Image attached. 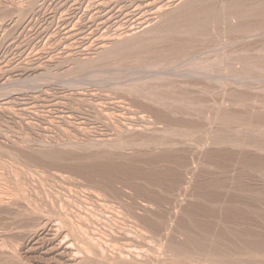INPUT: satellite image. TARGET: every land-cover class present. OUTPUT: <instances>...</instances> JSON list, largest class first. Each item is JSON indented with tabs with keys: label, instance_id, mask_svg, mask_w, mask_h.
Listing matches in <instances>:
<instances>
[{
	"label": "rangeland",
	"instance_id": "rangeland-1",
	"mask_svg": "<svg viewBox=\"0 0 264 264\" xmlns=\"http://www.w3.org/2000/svg\"><path fill=\"white\" fill-rule=\"evenodd\" d=\"M175 3L142 25L146 15L141 19L133 0H0V264H264L263 23L228 8L220 23L196 29L202 38L192 33L200 43L185 27L159 33H167L162 40L150 29ZM223 3L229 0L212 5L219 12ZM248 21V30L234 28Z\"/></svg>",
	"mask_w": 264,
	"mask_h": 264
},
{
	"label": "bare ground",
	"instance_id": "bare-ground-1",
	"mask_svg": "<svg viewBox=\"0 0 264 264\" xmlns=\"http://www.w3.org/2000/svg\"><path fill=\"white\" fill-rule=\"evenodd\" d=\"M184 1V0H183ZM186 1V0H185ZM253 1L254 0H232V2L229 0V3L226 5H224V3H223V5H224V7L222 8V7H220V8H222L221 9V11L220 10H218L219 12H217L216 10H215V8H214V4L212 5V3H213V0H190V1H187V2H185V3H181L182 2V0H136L135 2H134V0H133V4L135 3V7L139 10L138 12H140V14H142V15H140V17H141V19L145 16L146 18V20H144V19H142V25L145 23V24H147V23H149V21L151 20V16H159V15H161V14H163V12H164V10L165 9H167L168 8V6L170 5V4H172V3H174V2H180L179 4H178V7H175V5L177 6V3H175V4H173L174 5V7L176 8V10L172 13V14H170V16H169V18H167V19H164V21L162 22V23H160L159 25H153V27L151 28L150 26L149 27H147V28H151L150 30H151V32H152V34L153 33H155L154 34V36L157 34H162V33H165V32H169V31H175V30H177V29H179V28H182V27H185V30H187L188 31V33L189 32H191V34L192 33H195L197 30V28H206L205 26L208 24V26H210V23L211 22H214L215 20H216V24L217 23H220V22H217L220 18H221V20H223V18H226L227 17V13L224 11V10H226V9H228V8H231L232 10H234V13H236L237 14V16H240V17H243L245 14H253L254 16L255 15H259V17H260V20H259V22H258V24H262L263 23V26H264V0H260L259 2L261 3V6H260V3H257L256 2V4H255V1H254V3H253ZM231 2V3H230ZM252 2V3H251ZM124 3V2H123ZM131 4H132V1H131ZM181 4V5H180ZM127 5V4H126ZM128 6V5H127ZM216 6H217V4H216ZM222 6V5H221ZM260 6V7H259ZM133 7V6H132ZM134 8V7H133ZM219 8V9H220ZM135 9V8H134ZM216 9H218L217 7H216ZM224 9V10H223ZM230 9V10H231ZM231 10V11H232ZM173 11V10H172ZM229 11V10H228ZM227 11V12H228ZM230 11V12H231ZM169 13V11L166 13L165 12V14H168ZM235 14V15H236ZM244 14V15H243ZM134 15V14H133ZM164 15V14H163ZM163 15H161V16H163ZM234 15V16H235ZM243 15V16H242ZM232 16H233V14H232ZM231 16V17H232ZM236 16V17H237ZM168 17V16H167ZM223 17V18H222ZM240 17L238 18V19H240ZM250 17V16H249ZM258 17V18H259ZM229 18V17H228ZM246 18V17H245ZM126 19V18H125ZM214 19V20H213ZM218 19V20H217ZM236 19V18H235ZM210 20H213V21H210ZM229 20V19H228ZM227 20V21H228ZM248 20V19H247ZM246 20V21H247ZM154 21L155 20H153V24H154ZM243 21H245V20H243ZM252 21H254V20H252ZM208 22H210V23H208ZM224 22H225V20H224ZM228 22H230V21H228ZM150 23H152V22H150ZM215 23V22H214ZM222 23H223V21H222ZM244 23V22H243ZM250 23L253 25L252 27H254L255 25H254V23H252L251 22V20H250ZM246 24V25H245ZM244 24V26L242 27V24H241V26H240V24L238 25V26H240V27H234V28H238L239 29V31H240V29L241 30H244V31H246V30H248L249 29V27L251 26V24H249V21L247 22V23H245ZM255 24H257L256 22H255ZM127 25V24H126ZM148 25V24H147ZM215 25V24H214ZM213 26V25H212ZM235 26V25H234ZM258 26V25H257ZM143 27H145V25L143 26ZM223 27V26H222ZM229 27H230V25H229ZM228 27V28H229ZM256 27V26H255ZM120 28V27H119ZM146 28V27H145ZM187 28V29H186ZM201 28L199 29V30H201ZM224 28H226V27H224ZM227 28V29H228ZM251 28V27H250ZM263 28V27H262ZM122 29V28H121ZM183 29V28H182ZM181 29V30H182ZM212 29V28H211ZM227 29H225V30H227ZM232 29V28H231ZM145 30V29H144ZM181 30H179V32L181 31ZM184 30V31H185ZM198 30V31H199ZM209 30V29H208ZM208 30L206 31V30H204L203 29V31H202V34L203 35H205L207 32H208ZM220 30L222 31V28H220ZM257 30V29H256ZM131 31H132V29H131ZM178 31V30H177ZM197 31V32H198ZM204 31H206V32H204ZM210 31V30H209ZM227 31H229L230 32V30H227ZM231 31H233L232 33H234V32H237L236 31V29H235V31H234V29L233 30H231ZM238 31V32H239ZM244 31L242 32V33H244ZM251 31V30H250ZM254 31H255V29H254ZM147 32V30L146 31H144L143 33H145V35L147 34L146 33ZM149 32V34H150V31H148ZM172 32V33H173ZM181 32H183V30L181 31ZM196 32V33H197ZM201 32V31H200ZM211 32V31H210ZM217 32H219V31H217ZM226 32V31H225ZM229 32H226V33H229ZM241 32V31H240ZM252 32V31H251ZM125 33V32H124ZM142 33V34H143ZM167 33L165 34V35H167ZM172 33L170 34V35H172ZM175 33V32H174ZM177 33V32H176ZM186 33V32H185ZM258 33V32H257ZM263 33V32H262ZM130 34H131V32H130ZM159 34V36L161 37V35ZM178 34V33H177ZM198 34H200V33H197V36L196 37H198L199 35ZM201 34V35H202ZM208 34V33H207ZM247 34V33H246ZM119 35V34H118ZM127 35V34H126ZM133 35V34H132ZM144 35V34H143ZM165 35H162L163 37H161V39L162 40H164V38L165 37H167V36H165ZM169 35V36H170ZM179 35V34H178ZM196 35V34H195ZM213 35V34H212ZM216 35H217V33H216ZM151 36H153V35H151L150 34V38L152 39L153 37H151ZM165 36V37H164ZM183 36V35H182ZM229 36V35H228ZM118 37V36H117ZM142 37V38H141ZM147 37H149L148 36V34H147ZM174 37V36H173ZM176 37V36H175ZM199 37H201V36H199ZM203 37V36H202ZM201 37V38H202ZM204 37H206V36H204ZM216 37V36H215ZM218 37V36H217ZM107 38V37H106ZM129 38H131V37H129ZM135 38V37H134ZM138 38V37H137ZM141 38V40H144V39H147V41H148V39H150V38H146V37H144V39H143V36H139V38H138V40ZM156 38H158V36H156ZM171 38V37H170ZM177 38V37H176ZM178 38H181V36L180 37H178ZM192 38H193V34H192ZM208 38V37H207ZM222 38V37H221ZM136 39V38H135ZM150 39V40H151ZM154 39H155V37H154ZM159 39V38H158ZM157 39V40H158ZM165 39H167V38H165ZM184 39V38H183ZM182 39V40H183ZM190 39V38H189ZM194 39V38H193ZM195 39H197V38H195ZM195 39L193 40V41H195ZM199 39V38H198ZM209 39V38H208ZM218 39V38H217ZM242 39V38H241ZM124 40V39H123ZM126 40H127V38H126ZM130 40H132V38L130 39ZM137 40V39H136ZM136 40H135V43H136ZM137 40V41H138ZM161 40V41H162ZM168 40H170V39H168ZM167 40V41H168ZM172 40V39H171ZM188 40V39H187ZM202 40V39H201ZM204 40V39H203ZM243 40V39H242ZM118 40H116L115 42H117ZM120 41V40H119ZM122 41V40H121ZM129 40H127V42H128ZM152 41V40H151ZM151 41H149L148 42V44L151 42ZM174 41H176V40H174ZM190 41V40H189ZM191 41H192V39H191ZM205 41H206V39H205ZM235 41V40H234ZM238 41H239V39H238ZM105 42V41H104ZM134 42V41H133ZM140 42V41H139ZM144 43H145V41H143ZM157 43V41H154L153 40V43ZM164 42V41H163ZM172 42V41H171ZM177 42V41H176ZM178 42H180V41H178ZM177 42V44H179ZM183 43H186V42H184V41H182ZM197 42H199V41H197ZM196 41H195V43H197ZM209 42V41H208ZM226 42V41H225ZM232 42H233V40H232ZM98 43V42H97ZM118 43V42H117ZM123 43H125L124 41H123ZM123 43H120L121 44V46H122V44ZM132 42H130V44H131ZM162 43V42H161ZM166 43V42H165ZM174 43V42H173ZM173 43H169V41H168V44L170 45H172ZM183 43H181V46H182V48H183V46L185 45H182ZM191 43V42H190ZM190 43H188V44H190ZM194 43V42H193ZM200 43V42H199ZM204 43V42H203ZM220 43V42H219ZM231 43V42H230ZM108 44V43H107ZM111 44H113L114 45V43H111ZM119 44V43H118ZM125 44H128V45H130L129 44V42L128 43H125ZM141 44V43H140ZM140 44H134V43H132V45L131 46H138V45H140ZM145 44H147V43H145ZM145 44H143L144 46H142V47H145ZM236 44V43H235ZM99 45H100V43H99ZM98 45V46H99ZM112 45V46H113ZM124 45V44H123ZM151 44H149V46H147V47H151L150 46ZM170 45V46H171ZM174 45H176V44H174ZM193 45V44H192ZM195 45V44H194ZM260 45V44H259ZM103 46H106V45H103V43H101V45L99 46V47H102L103 48ZM111 46V47H112ZM120 46V45H119ZM118 46V47H119ZM127 46V45H126ZM126 46H122L123 48H125ZM153 46H155V44L153 45ZM177 46V45H176ZM197 46V45H196ZM195 46V47H196ZM108 47V50H109V46H106L105 48H107ZM117 47V48H118ZM122 47H120L119 49L121 50V48ZM142 47L140 46V48L142 49ZM146 47V48H147ZM164 47H165V45H164ZM172 47V46H171ZM179 47H180V45H179ZM185 47H188V46H184V48ZM193 47V46H192ZM191 47V48H192ZM198 47V46H197ZM196 47V48H197ZM221 47V46H220ZM101 48V49H102ZM115 48V47H114ZM130 48V47H129ZM132 48V47H131ZM130 48V49H131ZM136 48L138 49V51L140 50V51H142L141 49H139L138 47H134V49H131V50H136ZM145 48V49H146ZM170 48V47H169ZM173 48V47H172ZM176 48V47H175ZM191 48H190V51H191ZM217 48V47H216ZM215 48V49H216ZM100 49V50H101ZM104 49V48H103ZM111 49V48H110ZM127 49V48H126ZM152 49V48H151ZM151 49H146V50H150L151 51ZM174 49V48H173ZM178 49V48H177ZM189 49V48H188ZM194 49V48H193ZM107 50V52L106 51H104L103 53H105V54H111V53H109V51ZM115 50H117L118 51V49H115ZM114 50V52H116ZM124 51H125V53H126V50L125 49H123ZM122 50V51H123ZM128 50V49H127ZM131 50H129V51H131ZM145 50V51H146ZM170 51L172 50L171 48L169 49ZM168 50V48H167V51H169ZM180 50V49H179ZM183 50V49H182ZM223 50V49H222ZM225 50V49H224ZM99 51V50H98ZM102 51V50H101ZM138 51H135V52H138ZM143 51H144V49H143ZM152 51H156V50H152ZM151 51V52H152ZM159 51V50H158ZM161 51H162V49H161ZM160 51V52H161ZM165 51V50H164ZM169 51V52H170ZM186 51H188V50H186ZM194 51V50H193ZM198 51V50H197ZM110 52H112V54H114L113 53V51H110ZM119 52V51H118ZM121 52V51H120ZM132 52V51H131ZM134 52V53H135ZM147 52V54L149 55L150 53H148V51H146ZM159 52V53H160ZM174 52V51H173ZM177 52V51H176ZM195 52H196V50H195ZM258 52V51H257ZM103 53L101 52V54L103 55ZM133 53V52H132ZM145 53V52H144ZM154 53V52H153ZM156 53V52H155ZM154 53V54H155ZM158 53V54H159ZM167 54H168V52H166ZM175 53V52H174ZM178 53V52H177ZM180 53H182V52H180ZM186 53V52H185ZM234 53V52H233ZM237 53V52H236ZM246 53V52H245ZM244 53V54H245ZM99 54V53H98ZM101 54H100V57H101ZM105 54H104V56H105ZM111 54V55H112ZM115 54H118V53H115ZM127 54H130V53H127ZM143 54V53H142ZM153 54V55H154ZM162 54H164V53H162ZM183 54V53H182ZM190 54L191 53H189V56H190ZM225 54V53H224ZM131 55V54H130ZM136 55V54H135ZM134 55V56H135ZM141 55V54H140ZM145 55V54H144ZM152 55V56H153ZM170 55H172L171 53H170ZM174 55V54H173ZM176 55V54H175ZM174 55V56H175ZM178 55H181V54H178ZM184 55V54H183ZM208 55V54H207ZM214 55V54H213ZM218 55V54H217ZM247 55V54H246ZM262 55V54H261ZM103 56V57H104ZM123 56V55H122ZM134 56H132V57H134ZM142 56V55H141ZM157 56L158 55H155V57L157 58ZM174 56H171V57H174ZM194 56H196V55H194ZM221 56V55H220ZM229 56V55H228ZM235 56V55H234ZM100 57H99V59H100ZM106 57V56H105ZM108 57V56H107ZM140 57V56H139ZM159 57V56H158ZM164 57H166L165 55H164ZM169 57V56H168ZM182 57V56H181ZM249 57V56H248ZM51 58V57H50ZM49 58V59H50ZM135 58V57H134ZM147 58V57H146ZM170 58V57H169ZM176 58H178V56L176 57ZM241 58H243V57H241ZM258 58V57H257ZM105 59V58H104ZM133 59V58H132ZM136 59V58H135ZM145 59V58H144ZM143 59V60H144ZM155 58H153V60H154ZM166 59H168V58H166ZM171 59V58H170ZM184 60H185V57L183 58ZM192 60V62H193V58H191ZM197 59V58H196ZM204 59V58H203ZM219 59V58H218ZM238 59V58H237ZM137 60V59H136ZM146 60V59H145ZM157 60V59H156ZM165 60V59H164ZM180 60V59H179ZM187 60V59H186ZM230 60V59H229ZM261 60V59H260ZM139 62H140V58H139V60H138ZM148 61H150V59L148 60ZM190 61V62H191ZM195 61V60H194ZM202 61V60H201ZM236 61V60H235ZM234 61V62H235ZM247 61H248V59H247ZM250 61V60H249ZM253 61V60H252ZM251 61V62H252ZM175 62V61H174ZM179 62V61H178ZM183 62V61H182ZM200 62V60L197 62V63H199ZM218 62V61H217ZM237 62H238V60H237ZM236 62V63H237ZM250 62V63H251ZM119 63V62H118ZM129 63H131L132 64V62H129ZM141 63H142V61H141ZM144 63H145V61H144ZM176 63V62H175ZM184 63V62H183ZM182 63V64H183ZM188 63V62H187ZM201 63V62H200ZM203 63V62H202ZM206 63V62H205ZM211 63V62H210ZM123 64V63H122ZM165 64V63H164ZM244 64V63H243ZM94 65V64H93ZM115 65V64H114ZM118 65V64H117ZM139 65V64H138ZM162 65V64H161ZM170 65V64H169ZM190 65H192V64H190ZM207 65H208V63H207ZM214 65V64H213ZM229 66H233V64L232 65H230V64H228ZM234 65H235V63H234ZM254 66H255V64H253ZM127 66V65H126ZM171 66V65H170ZM193 66V65H192ZM195 66H197V64L195 63ZM203 66H204V63H203ZM221 66V65H220ZM237 66V65H236ZM241 66H243V65H241ZM88 67V66H87ZM167 67V66H166ZM177 67V66H176ZM211 67V66H210ZM218 67H219V65H218ZM244 67L246 68L247 67V65L245 66L244 65ZM249 67V66H248ZM257 67V66H256ZM112 68V67H111ZM124 68V67H123ZM143 68V67H142ZM154 68V67H153ZM160 68V67H159ZM179 68V67H178ZM187 68H190V66L188 67L187 66ZM192 68V67H191ZM202 68V67H201ZM207 68H208V66H207ZM231 68V67H230ZM243 68V67H242ZM89 69V68H88ZM134 69V68H133ZM147 69V68H146ZM176 69V68H175ZM212 69H213V67H212ZM221 71H224V70H222V66H221ZM227 69V68H226ZM228 69H229V67H228ZM248 69V68H247ZM250 69V68H249ZM264 69V68H263ZM90 70V69H89ZM112 70V69H111ZM198 70V69H197ZM217 70H218V68H217ZM229 70H231V69H229ZM233 70V69H232ZM231 70V71H232ZM243 70V69H242ZM244 70H246V69H244ZM259 70H261V68L259 69ZM70 71H72V70H70ZM180 71V70H179ZM178 71V72H179ZM212 71V70H211ZM228 71V70H227ZM236 70H234V72H235ZM240 71V70H239ZM249 71V70H248ZM247 71V72H248ZM100 72V71H99ZM103 72V71H102ZM177 72V71H176ZM186 72V71H185ZM192 72V71H191ZM203 72H204V70H203ZM226 72V71H225ZM224 72V73H225ZM230 72V71H229ZM228 72V73H229ZM237 72H238V70H237ZM47 73V72H46ZM108 73V72H107ZM125 73V72H124ZM147 73V72H146ZM197 73V72H196ZM207 73H209V72H207ZM221 73V72H220ZM232 73V72H231ZM236 73V72H235ZM137 74H140L139 73V71H138V73ZM188 74V73H187ZM191 74V73H190ZM189 74V75H190ZM192 74H195V72H193ZM199 74V73H198ZM201 74V73H200ZM238 74H239V72H238ZM241 74H243V73H241ZM50 75V74H49ZM99 76H100V74H98ZM101 75H103V74H101ZM107 75V74H106ZM109 75V74H108ZM159 75V74H158ZM231 75V74H230ZM236 75H237V73H236ZM245 76H247V74H244ZM41 76V75H40ZM99 76H96V77H99ZM111 76V75H110ZM123 76H125V74L123 75ZM153 76V75H152ZM214 76V75H213ZM233 76V75H232ZM37 77V76H36ZM104 77L105 76H103V79H104ZM112 77V76H111ZM126 77V76H125ZM150 77V76H149ZM188 77V76H187ZM212 77V76H211ZM223 77V76H222ZM235 77V76H234ZM239 77H240V74L238 75V79H239ZM242 77H244V76H242ZM253 77V76H252ZM33 78V77H32ZM78 78V77H77ZM119 78V77H118ZM158 78V77H157ZM215 78V77H214ZM257 78V77H256ZM53 79V78H52ZM94 79V78H93ZM100 79V78H99ZM129 79V78H128ZM212 79V78H211ZM224 79V78H223ZM228 79V78H227ZM237 79V78H236ZM237 79V80H238ZM23 80V79H22ZM26 80V79H25ZM32 80V79H31ZM41 80V79H40ZM47 80V79H46ZM81 80V79H80ZM101 80V79H100ZM108 80H110V78L108 79ZM138 80V79H137ZM167 80V79H166ZM18 81V80H17ZM92 81V80H91ZM104 81V80H103ZM112 81V80H111ZM114 81V80H113ZM153 81V80H152ZM213 81V80H212ZM221 81V80H220ZM240 81V80H239ZM245 81V80H244ZM250 81V80H249ZM50 82V81H49ZM83 82V81H82ZM125 82V81H124ZM142 82V81H141ZM155 82V81H154ZM215 82V81H214ZM246 82V81H245ZM52 83V82H51ZM63 83V82H62ZM70 83V82H69ZM107 83H108V81H107ZM109 83H113V82H109ZM120 83V82H119ZM123 83V82H122ZM121 83V84H122ZM145 83V82H144ZM163 83V82H162ZM223 83V82H222ZM233 83V82H232ZM23 84V83H22ZM85 84V83H84ZM95 84V83H94ZM117 84V83H116ZM115 84V85H116ZM120 84V86H122V85H124V84H122L121 85ZM62 85V84H61ZM82 85V84H81ZM130 85V84H129ZM140 85V84H139ZM166 85V84H165ZM237 85H239V84H237ZM23 86V85H22ZM74 86V85H73ZM76 86V85H75ZM86 86V85H85ZM88 86V85H87ZM195 86H196V84H195ZM24 87V86H23ZM41 87V86H40ZM111 87V86H110ZM119 87V86H118ZM124 87V86H123ZM130 87H131V85H130ZM167 87V86H166ZM32 88V87H31ZM91 88V87H90ZM117 88V87H116ZM144 88V87H143ZM147 88V87H146ZM156 88V87H155ZM44 89V88H43ZM59 89V88H58ZM113 89H114V87H113ZM124 89V88H123ZM230 89V88H229ZM232 89V88H231ZM261 89V88H260ZM5 90V89H4ZM108 90H110V89H108ZM235 90V89H234ZM107 91V90H106ZM204 91V90H203ZM84 92V91H83ZM94 92V91H93ZM65 93V92H64ZM99 93V92H98ZM111 93V92H110ZM211 93V92H210ZM209 93V94H210ZM231 93H232V91H231ZM126 94V93H125ZM176 94V93H175ZM138 95V94H137ZM234 95V94H233ZM230 96L232 97V95L230 94ZM236 97H237V95H235ZM235 96H233V98H235ZM239 96V95H238ZM254 96V95H253ZM183 97V96H182ZM240 97L242 98V96L240 95ZM239 97V98H240ZM98 98V97H97ZM152 98V97H151ZM150 98V99H151ZM159 98H161V96H159ZM238 98V97H237ZM238 98V99H239ZM144 99V98H143ZM172 99V98H171ZM236 99V98H235ZM234 99V100H235ZM244 99V98H243ZM49 100V99H48ZM151 100H155L154 98L153 99H151ZM150 100V101H151ZM158 100V99H157ZM163 100V99H162ZM174 100H175V98H174ZM241 100V99H240ZM63 101H65V100H63ZM152 101V102H153ZM193 101V100H192ZM237 101H239V100H237ZM252 101V100H251ZM262 101V100H261ZM56 102V101H55ZM89 102V101H88ZM157 102V101H156ZM166 102V101H165ZM177 102V101H176ZM198 102V101H197ZM207 102V101H206ZM241 102L242 101H240L239 103L241 104ZM243 102H245V101H243ZM87 103V102H86ZM159 103V102H158ZM158 103H157V105H158ZM161 103V102H160ZM164 103V102H163ZM171 103V102H170ZM169 103V104H170ZM181 103V102H180ZM238 103V104H239ZM253 103V102H252ZM128 104V103H127ZM194 104V103H193ZM209 104V103H208ZM215 104V103H214ZM217 104V103H216ZM245 104V103H244ZM261 104H263V103H261ZM100 105V104H99ZM126 105V104H125ZM162 105V104H161ZM166 105V104H165ZM176 105V104H175ZM212 105V104H211ZM93 106V105H92ZM101 106V105H100ZM167 106V105H166ZM190 106V105H189ZM192 106V105H191ZM126 107V106H125ZM245 107V106H244ZM248 107V106H247ZM49 109V108H48ZM214 110V109H213ZM216 110V109H215ZM218 110V109H217ZM216 110V111H217ZM221 110V109H220ZM78 111V110H77ZM94 111V110H93ZM109 111V110H108ZM108 111H106V112H108ZM163 111V110H162ZM219 111V110H218ZM103 112V111H102ZM105 112V111H104ZM113 111H111V113H112ZM119 112V111H118ZM219 112H221V111H219ZM245 112V111H244ZM243 112V113H244ZM111 113H108L109 115L111 114ZM199 113V112H198ZM213 113H215V112H213ZM218 113V112H217ZM230 113V112H229ZM232 113V112H231ZM237 113V112H236ZM240 113V112H239ZM242 113V114H243ZM83 114V113H82ZM103 114H105V113H103ZM221 115V113H218V115ZM254 114V113H253ZM183 115V114H182ZM209 115H211V114H208V116ZM231 115V114H230ZM247 116H248V114H246ZM255 115V114H254ZM261 115V114H260ZM262 115H264V114H262ZM70 116V115H69ZM105 116V115H104ZM144 116V115H143ZM196 116V115H195ZM213 116V115H212ZM227 117H228V115H226ZM236 116V115H235ZM239 116H241V115H239ZM239 116L238 117H235V122H236V124L238 123L237 121H236V118H238L239 119ZM107 117V116H106ZM129 117V116H128ZM127 117V118H128ZM130 117H132V116H130ZM152 117V116H151ZM218 117V116H217ZM225 117V116H224ZM230 117V116H229ZM233 117V116H232ZM243 117H244V115H243ZM254 117V116H253ZM92 118V117H91ZM220 118V117H219ZM226 118V117H225ZM234 118V117H233ZM246 118V117H245ZM250 118V117H249ZM249 118L247 117V119L249 120ZM261 118V117H260ZM56 119V118H55ZM54 119V120H55ZM103 119V118H102ZM121 119V118H120ZM130 119V118H129ZM210 119H213V118H211V116H210ZM221 119H222V117H221ZM229 119H231V118H229ZM241 119H242V116H241ZM246 119V120H247ZM251 119V118H250ZM258 119V118H257ZM262 119V118H261ZM52 120V119H51ZM61 120V119H60ZM107 120V119H106ZM112 120V119H111ZM214 120H216V118L214 119ZM227 120H228V118H227ZM226 120V121H227ZM232 120V119H231ZM245 120V119H244ZM121 121V120H120ZM125 121V120H124ZM137 121V120H136ZM207 121V120H206ZM219 121V120H218ZM221 121V120H220ZM224 121V120H223ZM221 121L222 123H224V122H226V121ZM71 122V121H70ZM85 122V121H84ZM127 122V121H126ZM148 122V121H147ZM227 122H229V121H227ZM244 122V121H243ZM250 122H252V121H250ZM256 122V121H255ZM257 122H258V120H257ZM124 123V122H123ZM138 123V122H137ZM242 123V122H241ZM245 123H247V122H245ZM92 124V123H91ZM113 124V123H112ZM114 124H115V122H114ZM118 124V123H117ZM225 124V123H224ZM243 124V123H242ZM253 124H254V121H253ZM252 124V125H253ZM119 125V124H118ZM122 125V124H121ZM124 125V124H123ZM139 125V124H138ZM238 125V124H237ZM240 125V124H239ZM248 126H249V124H247ZM94 126V125H93ZM120 126V125H119ZM142 126V125H141ZM213 126V125H212ZM223 126H225V125H223ZM222 126V127H223ZM228 126V125H227ZM233 127H234V125H232ZM246 126V125H245ZM255 126H256V124H255ZM258 126V125H257ZM83 127V126H82ZM105 127V126H104ZM121 127V126H120ZM145 127V126H144ZM198 127V126H197ZM221 127V126H220ZM102 128V127H101ZM116 128V127H115ZM124 128V127H123ZM122 128V129H123ZM128 128V127H127ZM137 128V127H136ZM135 128V129H136ZM184 128V127H183ZM227 128V127H226ZM226 128H224V129H226ZM238 128H239V126H238ZM113 129V128H112ZM118 129H120V128H118ZM140 129V128H139ZM172 129V128H171ZM170 129V130H171ZM217 129V128H216ZM229 129V128H228ZM234 129V128H233ZM261 129V128H260ZM141 130V129H140ZM142 130H143V128H142ZM215 130V129H214ZM219 130V129H218ZM217 130V131H218ZM220 130H222V129H220ZM230 130V129H229ZM228 130V131H229ZM231 130H232V127H231ZM243 130V129H242ZM245 130V129H244ZM246 130H248V129H246ZM253 130V129H252ZM251 129H250V131H252ZM116 131V130H115ZM122 131V130H121ZM127 131V130H126ZM166 130H164V132H165ZM173 131V130H172ZM183 131V130H182ZM213 131V130H212ZM233 131H235V129L233 130ZM236 131H238L239 133H240V131L239 130H236ZM249 131V130H248ZM254 131H256L255 129H254ZM128 132V131H127ZM151 132V131H150ZM179 132V131H178ZM210 132V131H209ZM214 132V131H213ZM224 133H225V131H223ZM227 132V131H226ZM257 132V131H256ZM116 133V132H115ZM122 133V132H121ZM173 133V132H172ZM187 134H188V132H186ZM186 133H184L185 135H186ZM192 133V132H191ZM194 133V132H193ZM199 133V132H198ZM229 133V132H228ZM233 133V132H232ZM232 133H230V134H232ZM243 133V132H242ZM114 134V133H113ZM117 134H118V132H117ZM123 134V133H122ZM124 134H125V132H124ZM123 134V135H124ZM128 134V133H127ZM126 134V135H127ZM136 134V133H135ZM164 134H166V133H164ZM175 134V133H174ZM173 134V135H174ZM177 134V133H176ZM180 134V133H179ZM194 134H197V133H194ZM203 134H206V133H203ZM202 133H201V135H203ZM212 134V133H211ZM210 134V136L208 135V137H211L212 135H214V133L211 135ZM219 134V133H218ZM244 134H246V133H244ZM120 135V134H119ZM131 135V134H130ZM161 135V134H160ZM190 135H192V134H190ZM222 135H224V134H222ZM233 135V134H232ZM236 135V134H235ZM105 136V135H104ZM129 136V135H128ZM141 136V135H140ZM140 136H139V138H140ZM159 136V135H158ZM179 136H181V135H179ZM192 136H194L195 137V135H192ZM204 136V135H203ZM202 136V137H203ZM216 136V135H215ZM218 136H221V135H218ZM224 136H227L228 137V135L226 134V135H224ZM230 136V138L231 137H233V136H231V135H229ZM248 136V135H247ZM261 136V135H260ZM134 137H136L135 135H134ZM152 137V136H151ZM162 137V136H161ZM166 137H167V135H166ZM190 137V136H189ZM197 137V136H196ZM227 137H222V138H227ZM246 137V136H245ZM249 137H252V136H249ZM118 138V137H117ZM116 138V139H117ZM119 138H121L120 136H119ZM128 138V137H127ZM136 138H138V136L136 137ZM145 138V137H144ZM154 138V137H153ZM158 138V137H157ZM160 138V137H159ZM165 138V137H164ZM164 138L162 139L163 140V142H164ZM192 139H193V137H191ZM199 139H200V137H198ZM237 138V137H236ZM122 139V138H121ZM126 139V138H125ZM147 139H148V137H147ZM186 139V138H185ZM195 139H197V138H195ZM206 139V138H205ZM221 139V138H220ZM228 139V138H227ZM227 139H225V140H227ZM249 139V138H248ZM42 140V139H41ZM108 140V139H107ZM117 140H119V139H117ZM141 140V139H140ZM154 140V139H153ZM155 140H157V139H155ZM212 142H214L213 140H212V137H211V139H210ZM215 140V139H214ZM233 140V139H232ZM241 140H243L242 139V137H241ZM251 140H252V138H251ZM261 140V139H260ZM115 141V140H114ZM113 141V142H114ZM124 141V140H123ZM127 141V140H126ZM142 141H143V139H142ZM147 141V140H146ZM159 140H157V142H158ZM186 141H188V139L186 140ZM199 141V140H198ZM204 141V140H203ZM237 141V140H236ZM247 141V140H246ZM253 141V140H252ZM62 142V141H61ZM65 142V141H64ZM110 142H112V141H110ZM112 142V143H113ZM118 142V141H117ZM120 142V141H119ZM139 142V141H138ZM141 142V141H140ZM145 142V141H144ZM149 142V141H148ZM209 142V141H208ZM207 142V143H208ZM221 142V144H222V142L223 141H220L219 140V143ZM227 142H228V140H227ZM226 142V143H227ZM229 142H232V141H229ZM233 142H235V141H233ZM239 142V141H238ZM244 143H245V141H243ZM248 142V141H247ZM254 143L256 142L257 143V141H253ZM126 143V142H125ZM129 143H131V142H129ZM129 143H126V144H129ZM133 143V142H132ZM132 143H131V145H132ZM147 143V142H146ZM161 143V142H160ZM176 143V142H175ZM191 143V142H190ZM193 143V142H192ZM194 143H196L195 141H194ZM199 143V142H198ZM201 143H202V141H201ZM204 143V142H203ZM253 143V144H254ZM74 144V143H73ZM118 144V143H117ZM120 144V143H119ZM136 144V143H135ZM139 144V143H138ZM143 144V143H142ZM149 144V143H148ZM155 144V143H154ZM162 144V143H161ZM160 144V145H161ZM164 144V143H163ZM178 144V143H177ZM197 144V143H196ZM209 144V143H208ZM217 144V143H216ZM225 144V143H224ZM223 144V145H224ZM236 144V143H235ZM241 144H242V141H241ZM248 144V143H247ZM247 144H245V145H247ZM251 144V143H250ZM259 144V143H258ZM33 145V144H32ZM80 145V144H79ZM123 145H124V143H123ZM141 145V144H140ZM145 145V144H144ZM147 145V144H146ZM145 145V146H146ZM218 145V144H217ZM229 145H231V144H229ZM233 145V144H232ZM252 145V144H251ZM256 145V144H255ZM44 146V145H43ZM42 146V147H43ZM73 146V145H72ZM83 146V145H82ZM111 146H113V145H111ZM142 146V145H141ZM159 146V145H158ZM205 146V145H204ZM208 146V145H207ZM212 146V145H211ZM239 146H240V144H239ZM242 146H243V144H242ZM253 146V145H252ZM251 146V147H252ZM262 146V145H261ZM120 147H122L121 145H120ZM125 146H123V148H124ZM127 147H128V145H127ZM200 147V146H199ZM241 147V146H240ZM246 147V146H245ZM258 147V146H257ZM44 148V147H43ZM43 148L41 149V150H43ZM66 148V147H65ZM112 148H116V146L115 147H112ZM129 148V147H128ZM131 148H132V146H131ZM137 148V147H136ZM135 148V149H136ZM154 148V147H153ZM156 148V147H155ZM248 148V147H247ZM46 148H44V150H45ZM130 149V148H129ZM141 149V148H140ZM146 149H147V147H146ZM244 149V148H243ZM249 149V148H248ZM264 149V148H263ZM32 150V149H31ZM40 150V149H39ZM39 150H38V153H39ZM152 150V149H151ZM193 150V149H192ZM210 150V149H209ZM208 150V151H209ZM256 150H257V148H256ZM262 150V149H261ZM78 151V150H77ZM156 151V150H155ZM170 151V150H169ZM197 151V150H196ZM207 151V152H208ZM44 152V151H43ZM46 152H48L47 150L45 151V153ZM52 152V151H51ZM140 152V151H139ZM259 152V151H258ZM263 152H264V150H263ZM37 153V154H38ZM53 153H55V152H53ZM147 153V152H146ZM146 153H142V154H146ZM209 153V152H208ZM211 153V152H210ZM214 153V152H213ZM219 153V152H218ZM243 153V152H242ZM250 153V152H249ZM248 153V154H249ZM40 154V153H39ZM42 154V153H41ZM140 154V153H139ZM45 155V154H44ZM56 155V154H55ZM120 155V154H119ZM138 155V154H137ZM148 155L149 154H147L146 156L148 157ZM257 155V154H256ZM43 156V155H42ZM52 156V155H51ZM141 156V155H140ZM139 156V157H140ZM213 156V155H212ZM215 156V155H214ZM249 156H251V155H249ZM249 156H247V157H249ZM254 156V155H253ZM11 157V156H10ZM46 157V156H45ZM54 157V156H53ZM58 157V156H57ZM118 157H120V156H118ZM127 157V156H126ZM135 157H136V155H135ZM246 157V156H245ZM246 157V158H247ZM255 157V156H254ZM49 158V157H48ZM124 158V157H123ZM132 158V157H131ZM141 158H143L142 156H141ZM146 158V157H145ZM164 158V157H163ZM209 158H212V157H210L209 156ZM208 158V159H209ZM215 158V157H214ZM255 158H258V157H255ZM50 159V158H49ZM58 158H56L55 160H57ZM152 159V158H151ZM133 160V159H132ZM135 160V159H134ZM207 160V159H206ZM205 160V161H206ZM243 160V159H242ZM249 160V159H248ZM125 161V160H124ZM215 161V160H214ZM244 161H245V159H244ZM256 161V160H255ZM260 161V160H259ZM15 162V161H14ZM120 162H123V161H120ZM125 162H127V161H125ZM184 162V161H183ZM195 162V161H194ZM209 162V161H208ZM213 162V161H212ZM220 162V161H219ZM243 162V161H242ZM246 162V161H245ZM257 162V161H256ZM262 162V161H261ZM112 163V162H111ZM186 163V162H185ZM217 163V162H216ZM263 163V162H262ZM201 164V163H200ZM246 164V163H245ZM244 163H243V169H244V165H245ZM110 165V164H109ZM114 165V164H113ZM121 165V164H120ZM182 165V164H181ZM183 165H184V163H183ZM182 165V166H183ZM216 165V164H215ZM253 165H255V166H257V164H253ZM34 166V165H33ZM124 166V165H123ZM209 166V165H208ZM240 166V165H239ZM247 166V165H246ZM261 166H262V164H261ZM114 167V166H113ZM115 167H118V166H115ZM120 167V169H121V166H119ZM252 167V166H251ZM264 167V166H263ZM124 168V167H123ZM185 168V167H184ZM250 168V167H249ZM255 168V167H254ZM258 168V167H257ZM117 169V168H116ZM119 169V171L118 172H120L121 170ZM207 169V168H206ZM256 169V168H255ZM257 170V169H256ZM261 170H262V168H261ZM208 171V170H207ZM258 171H260V168H259V170ZM257 171V172H258ZM105 172H106V170H105ZM104 172V173H105ZM117 172V173H118ZM124 173H125V171H123ZM123 172H120V173H123ZM127 172V171H126ZM137 172V171H136ZM143 172V171H142ZM262 172V171H261ZM116 173V174H117ZM138 173V172H137ZM164 173H166L165 171H164ZM206 173V172H205ZM127 174H130V173H127ZM131 174H133V173H131ZM160 174H162V172L160 173ZM110 175V174H109ZM126 174H124V176H125ZM135 175V174H134ZM133 175V176H134ZM157 175H158V173H157ZM123 176V175H122ZM140 176V175H139ZM143 176H145V173H144V175ZM142 176V177H143ZM150 176V175H149ZM55 177V176H54ZM115 177V176H114ZM135 177V176H134ZM141 177V176H140ZM146 177V176H145ZM155 177H157V176H155ZM159 177H160V175H159ZM161 177H163V175L161 176ZM124 178V177H123ZM152 178V177H151ZM182 178V177H181ZM109 178H107V180H108ZM115 179V178H114ZM220 179V178H219ZM262 179V178H261ZM116 180V179H115ZM149 180V179H148ZM150 180H152V179H150ZM153 180H156V179H153ZM190 180V179H189ZM159 181V180H158ZM163 181V180H162ZM161 181V182H162ZM207 181V180H206ZM129 182V181H128ZM154 182V181H153ZM126 183V182H125ZM156 183V182H155ZM159 184V183H158ZM220 184V183H219ZM189 185V184H188ZM208 187V186H207ZM219 187V186H218ZM226 187V186H225ZM222 188H224V186L222 187ZM227 189V188H226ZM1 190V189H0ZM89 191V190H88ZM4 192V191H3ZM255 192V191H254ZM205 194V193H204ZM204 194H202V195H204ZM213 194V193H212ZM211 194V195H212ZM6 195V194H5ZM55 195V194H54ZM210 195V196H211ZM216 195V194H215ZM107 196V195H106ZM231 196H233V194L231 195ZM230 195H229V197H231ZM247 196V195H246ZM245 196V197H246ZM93 197V196H92ZM116 197V196H115ZM184 197V196H183ZM205 197V196H204ZM106 198V197H105ZM114 198V197H113ZM192 198V197H191ZM216 198V197H215ZM241 198H243V197H241ZM80 199V198H79ZM161 200V199H160ZM167 200V199H166ZM197 200H199V199H197ZM57 202V201H56ZM231 202V201H230ZM51 203V202H50ZM177 203V202H176ZM90 204V203H89ZM83 205V204H82ZM114 205V204H113ZM80 207V206H79ZM112 207V206H111ZM197 207V206H196ZM232 207V206H231ZM109 210V209H108ZM64 211V210H63ZM120 211V210H119ZM186 211V210H185ZM235 211V210H234ZM189 212V211H188ZM96 213V212H95ZM184 213V212H183ZM199 213V212H198ZM213 214V213H212ZM211 214V215H212ZM216 214V213H215ZM96 215V214H95ZM91 216V215H90ZM93 216V215H92ZM126 216V215H125ZM215 216V215H214ZM107 217V216H106ZM221 217V216H220ZM176 218V217H175ZM78 219V218H77ZM115 219V218H114ZM200 219V218H199ZM125 220V219H124ZM129 220V219H128ZM135 220V219H134ZM184 220V219H183ZM196 221V220H195ZM182 223H183V221H182ZM197 223V222H196ZM199 223H201L200 221H199ZM126 224V223H125ZM195 224V223H194ZM203 224V223H202ZM196 225V224H195ZM200 225V224H199ZM152 226H154V225H152ZM155 226H156V224H155ZM158 226V225H157ZM156 226V227H157ZM197 226V225H196ZM201 226V225H200ZM211 227V226H210ZM125 228V227H124ZM152 228H154V227H152ZM188 228V227H187ZM76 229V228H75ZM78 229V228H77ZM119 229V228H118ZM126 229V228H125ZM183 229H186V228H183ZM183 229H181V230H183ZM195 229V228H194ZM201 229V228H200ZM133 230V229H132ZM142 230V229H141ZM141 230H139V231H141ZM154 230V229H153ZM158 230H159V228H158ZM158 230H157V232H158ZM168 230V229H167ZM71 231V230H70ZM85 231V230H84ZM155 231H156V229H155ZM164 231H165V229H164ZM163 231V232H164ZM196 231H197V229H196ZM143 232V231H142ZM146 232V231H145ZM162 232V233H163ZM173 232V231H172ZM182 232V231H181ZM199 232V231H198ZM197 232V233H198ZM200 232H201V230H200ZM151 233V232H150ZM215 233V232H214ZM79 234H81V233H79ZM161 234V233H160ZM167 234H169V232L167 233ZM166 234V235H167ZM217 234V233H216ZM83 235V234H82ZM100 235V234H99ZM134 235V234H133ZM139 235H140V233H139ZM145 235V234H144ZM211 235H212V233H211ZM67 236V235H66ZM70 236V235H69ZM86 236V235H85ZM89 236V235H88ZM110 236V235H109ZM142 236V235H141ZM163 236V235H162ZM168 236V235H167ZM167 236H165V237H167ZM193 236V235H192ZM77 237V236H76ZM232 237V236H231ZM236 237V236H235ZM240 237V236H239ZM67 238V237H66ZM160 238V237H159ZM170 238V237H169ZM187 239V238H186ZM241 239V238H240ZM106 240V239H105ZM118 240V239H117ZM148 240V239H147ZM162 240V239H161ZM196 240V239H195ZM210 240V239H209ZM189 241V240H188ZM199 241V240H198ZM225 241V240H224ZM74 242V241H73ZM92 242V241H91ZM106 242V241H105ZM129 242V241H128ZM160 242V241H159ZM161 242H163V241H161ZM195 242V241H194ZM193 242V243H194ZM197 242V241H196ZM140 243V242H139ZM188 243V242H187ZM205 243V242H204ZM240 243V242H239ZM127 244H129V243H127ZM160 244V243H159ZM163 244V243H162ZM169 244V243H168ZM173 244V243H172ZM71 245V244H70ZM143 245V244H142ZM177 245H179V244H177ZM176 245V246H177ZM199 245V244H198ZM197 245V246H198ZM132 246V245H131ZM136 246V245H135ZM168 246V245H167ZM173 246H175V245H173ZM172 246V247H173ZM223 246V245H222ZM163 247V246H162ZM170 246H168L166 249L168 250V248H169ZM84 248V247H83ZM112 248V247H111ZM165 248V247H164ZM175 248V247H174ZM105 249V248H104ZM158 249H160V248H158ZM161 249H163V248H161ZM184 249V248H183ZM242 249V248H241ZM130 250V249H129ZM181 250V249H180ZM84 251H85V249H84ZM90 251V250H89ZM113 251V250H112ZM127 251V250H126ZM176 251V250H175ZM183 251V250H182ZM106 252V251H105ZM131 252V251H130ZM149 252V251H148ZM160 252H162V251H160ZM164 252V251H163ZM178 252V251H177ZM185 252V251H184ZM248 252V251H247ZM143 253V252H142ZM168 253V252H167ZM167 253H165V254H167ZM171 253V252H170ZM123 254V253H122ZM121 254V255H122ZM172 254V253H171ZM174 254V253H173ZM177 254H179V252L177 253ZM188 254V253H187ZM208 254V253H207ZM221 254V253H220ZM246 254V253H245ZM257 254V253H256ZM120 255V254H119ZM127 255H129V254H127ZM126 255V256H127ZM184 255V254H183ZM182 255V257H184ZM228 255V254H227ZM251 255V254H250ZM112 256V255H111ZM147 256V255H146ZM160 256V255H159ZM178 256H180V254L178 255ZM188 256L189 255H187V258H188ZM124 257V256H123ZM131 257V256H130ZM137 257V256H136ZM173 257V256H172ZM191 257H194V256H191ZM241 257V256H240ZM247 257V256H246ZM86 258V257H85ZM103 258V257H102ZM120 258V257H119ZM127 258V257H126ZM176 258H179V257H176ZM194 258H196V256L194 257ZM198 258V257H197ZM175 259V258H174ZM126 260V259H125ZM181 260V259H180ZM190 260V259H189ZM192 260V259H191ZM211 260V259H210ZM216 260V259H215ZM155 261V260H154ZM164 261V260H163ZM179 261V260H178ZM178 261H176V262H178ZM184 261L185 262H183V264L185 263L186 264V260L184 259ZM172 262H174V261H172ZM180 263H181V261H179ZM178 262V264H180ZM191 262V261H190ZM193 262V261H192ZM195 262V261H194ZM199 262V260L198 261H196L195 262V264L196 263H198ZM206 262H210V261H206ZM215 262V261H214ZM221 262V261H220ZM219 262V263H220ZM139 263V262H138ZM160 263V262H159ZM164 263V262H163ZM200 263V262H199ZM212 263V262H211ZM222 263V262H221ZM173 264V263H172ZM214 264V263H213ZM217 264V263H216ZM224 264H226V263H224Z\"/></svg>",
	"mask_w": 264,
	"mask_h": 264
}]
</instances>
